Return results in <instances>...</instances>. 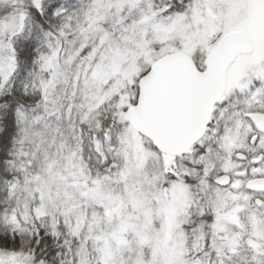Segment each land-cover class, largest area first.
I'll list each match as a JSON object with an SVG mask.
<instances>
[{"label":"snow or ice","instance_id":"obj_1","mask_svg":"<svg viewBox=\"0 0 264 264\" xmlns=\"http://www.w3.org/2000/svg\"><path fill=\"white\" fill-rule=\"evenodd\" d=\"M0 264H264V0H0Z\"/></svg>","mask_w":264,"mask_h":264}]
</instances>
